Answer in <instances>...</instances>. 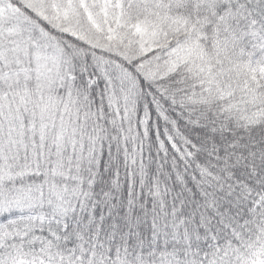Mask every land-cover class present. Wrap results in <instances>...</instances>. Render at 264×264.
Masks as SVG:
<instances>
[{
  "label": "snow or ice",
  "instance_id": "obj_1",
  "mask_svg": "<svg viewBox=\"0 0 264 264\" xmlns=\"http://www.w3.org/2000/svg\"><path fill=\"white\" fill-rule=\"evenodd\" d=\"M0 264H264V0H0Z\"/></svg>",
  "mask_w": 264,
  "mask_h": 264
}]
</instances>
